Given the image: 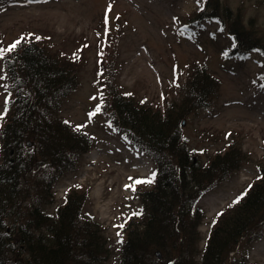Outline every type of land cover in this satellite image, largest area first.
<instances>
[{
  "label": "rangeland",
  "instance_id": "1",
  "mask_svg": "<svg viewBox=\"0 0 264 264\" xmlns=\"http://www.w3.org/2000/svg\"><path fill=\"white\" fill-rule=\"evenodd\" d=\"M235 20L264 50V0H0V49L24 38L17 48L36 45L75 78L57 109L62 121L89 137L90 148L56 173L52 203L43 208L54 213L67 197L83 199L81 214L98 226V243L106 249L101 264L118 263L128 230L145 220L141 197L156 179L153 160L112 123L114 92L159 113L181 107V138L202 164L224 153L237 161L190 209L200 217L199 252L215 225L262 178L264 52L236 50L229 31ZM13 52L0 59V131L13 98L5 67ZM195 68L218 82L198 108L183 103ZM136 180L152 182L133 191ZM261 232H247L225 264H264V236L256 238Z\"/></svg>",
  "mask_w": 264,
  "mask_h": 264
},
{
  "label": "trees",
  "instance_id": "2",
  "mask_svg": "<svg viewBox=\"0 0 264 264\" xmlns=\"http://www.w3.org/2000/svg\"><path fill=\"white\" fill-rule=\"evenodd\" d=\"M233 24L236 50L264 52L237 20ZM21 46L5 58L13 98L0 131V264H101L106 249L98 243V226L81 214L83 199L67 197L54 213L43 208L52 203L48 194L56 173L90 148L89 137L62 121L57 109L75 78L36 45ZM192 72L183 103L198 108L218 82L203 68ZM180 109L159 113L114 92L113 125L156 169L153 187L141 197L145 220L128 230L117 264H197L196 257L198 264H225V255L247 232L260 227L256 238L264 236L263 174L210 231L203 250L197 249L200 217L190 209L238 163L228 153L208 164L193 157L178 129Z\"/></svg>",
  "mask_w": 264,
  "mask_h": 264
},
{
  "label": "snow or ice",
  "instance_id": "3",
  "mask_svg": "<svg viewBox=\"0 0 264 264\" xmlns=\"http://www.w3.org/2000/svg\"><path fill=\"white\" fill-rule=\"evenodd\" d=\"M23 39H24V38H21V39L15 41L12 45L9 46L8 49H0V59H3L4 55H5L7 52H13V51H15L16 48L18 47V45L21 44V42H22ZM36 39L39 40L40 37H36ZM4 78H5V77L0 76V79H4ZM5 103L7 104L8 101L6 100ZM99 111H100V107L98 106L97 109H96V112H99ZM96 112L90 114L89 119H91V117L94 116V115L96 114ZM2 118H3L2 115H0V119H2ZM130 179H131V178H130ZM151 182H152V180H147V181L136 180V181H134L133 185L130 186V187H131V190L134 191V190H135V185H136V184H141V183H151ZM126 187H129V186H126ZM243 195H244V194H242L240 197H238L237 200L234 201L233 203H234V204H235V203H239V201L243 198ZM119 227L122 228L123 225H120ZM117 235L119 236V233H117Z\"/></svg>",
  "mask_w": 264,
  "mask_h": 264
},
{
  "label": "bare ground",
  "instance_id": "4",
  "mask_svg": "<svg viewBox=\"0 0 264 264\" xmlns=\"http://www.w3.org/2000/svg\"><path fill=\"white\" fill-rule=\"evenodd\" d=\"M260 112L264 113V104H260ZM90 157H92V155H90Z\"/></svg>",
  "mask_w": 264,
  "mask_h": 264
},
{
  "label": "water",
  "instance_id": "5",
  "mask_svg": "<svg viewBox=\"0 0 264 264\" xmlns=\"http://www.w3.org/2000/svg\"><path fill=\"white\" fill-rule=\"evenodd\" d=\"M26 145H27V146H30V141H27V142H26ZM155 255H156L158 258L160 257L159 252H156Z\"/></svg>",
  "mask_w": 264,
  "mask_h": 264
}]
</instances>
